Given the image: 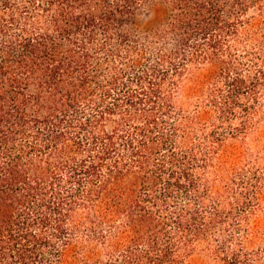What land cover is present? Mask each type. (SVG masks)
Instances as JSON below:
<instances>
[{
	"label": "trees",
	"instance_id": "obj_1",
	"mask_svg": "<svg viewBox=\"0 0 264 264\" xmlns=\"http://www.w3.org/2000/svg\"><path fill=\"white\" fill-rule=\"evenodd\" d=\"M0 264H264V0H0Z\"/></svg>",
	"mask_w": 264,
	"mask_h": 264
},
{
	"label": "rangeland",
	"instance_id": "obj_2",
	"mask_svg": "<svg viewBox=\"0 0 264 264\" xmlns=\"http://www.w3.org/2000/svg\"><path fill=\"white\" fill-rule=\"evenodd\" d=\"M165 14V5L161 2H154L143 7L138 16V24L141 28H150L159 23Z\"/></svg>",
	"mask_w": 264,
	"mask_h": 264
}]
</instances>
